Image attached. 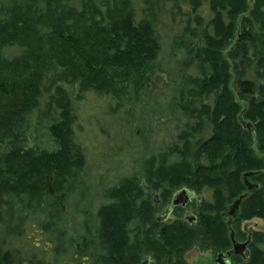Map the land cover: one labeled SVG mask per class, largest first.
I'll return each instance as SVG.
<instances>
[{"label":"trees","instance_id":"16d2710c","mask_svg":"<svg viewBox=\"0 0 264 264\" xmlns=\"http://www.w3.org/2000/svg\"><path fill=\"white\" fill-rule=\"evenodd\" d=\"M205 1L208 19L198 13ZM143 2L137 17L132 0H0V225L6 231L25 211H40L51 227L81 182L86 156L75 140L64 84L77 85L80 94L129 100L152 82L161 52L155 9L163 13L164 6ZM183 7L196 25H185L174 39L184 55L173 90L187 121L137 174L104 189L96 224L87 227L93 237L97 231L101 247L94 264H141L150 251L161 264H186L181 255L193 245L226 250V213L240 195L239 224L264 219V0H189ZM172 8L178 13V1ZM12 46L19 53L6 56ZM41 107L38 121H47L53 149L26 147L29 117ZM249 172L257 185L251 190L243 180ZM181 188L211 192L197 204L195 226L155 218L154 197L171 201ZM55 232L56 241L63 240ZM251 236L248 259L237 258L238 264H264V232ZM87 237L82 252L91 256ZM0 264H19L1 241Z\"/></svg>","mask_w":264,"mask_h":264},{"label":"rangeland","instance_id":"374dc122","mask_svg":"<svg viewBox=\"0 0 264 264\" xmlns=\"http://www.w3.org/2000/svg\"><path fill=\"white\" fill-rule=\"evenodd\" d=\"M151 1L149 0V4L154 8ZM162 1L163 13L155 9L161 52L152 82L138 98L118 100L93 91L80 94L77 85L64 84L73 102L75 140L84 149L86 165L81 182L68 196L60 218L51 220V230H49L51 227L46 225L47 217L40 211L37 213L25 211L20 221L9 222L10 226L12 225L9 231H6L4 225H0V241L4 243L5 249L15 254L16 262L19 264L31 262L94 264V256L100 253L101 247L98 239L97 241L94 239L97 231L93 237L87 231V227L96 224L94 213L104 202V189L116 184L123 177L137 174L144 159L159 153L171 144L186 123V115L174 104L173 88L179 83V63L184 55L183 50L174 47V39L180 35L185 25L194 26L196 23L193 17L182 15L185 9L183 5L189 0ZM175 1H178L180 7L178 13L176 8H172ZM252 1L249 0L250 3ZM132 2L136 16L140 17L141 8L145 3L143 0ZM206 3L207 1L198 13L200 17L208 19L211 13ZM19 51L20 49L14 46L4 50L5 55L9 57L17 55ZM238 101L242 105L245 104V100ZM44 111L41 107L29 117L26 147L40 149L55 147L47 134V121H38V116L44 114ZM199 198L210 200L211 192L203 188L194 195V199L186 208L173 211L172 218L162 223L185 221L184 217L192 215L195 208H198ZM169 203L170 200L164 202L163 199H158L155 218L164 212ZM237 217L238 214L234 216ZM55 231L64 235L63 240L56 241ZM255 231L264 232V219L258 217L245 219L239 226H235L233 222L227 236L229 237L231 233L242 241L248 236L251 238V233ZM241 233H244V238L240 237ZM85 235L92 241L85 243V247L91 248V256H86L82 252V240ZM74 248L78 251L74 252ZM218 251L213 247L202 248L201 244H197L182 251L181 258L186 264H213ZM143 260L142 255L140 262Z\"/></svg>","mask_w":264,"mask_h":264},{"label":"flooded vegetation","instance_id":"af4514ba","mask_svg":"<svg viewBox=\"0 0 264 264\" xmlns=\"http://www.w3.org/2000/svg\"><path fill=\"white\" fill-rule=\"evenodd\" d=\"M188 191L191 193V199L188 202V203H190L191 200L194 199L195 193L193 191H191V190H188ZM200 201H201V198L198 199V202H200ZM155 203H158V201L155 202ZM188 203H186L184 206L178 207L179 208L178 210L186 208V206L188 205ZM195 209L196 210L193 211L192 215H190V216L187 215V216L184 217V219L187 220L188 223L192 224L193 226H195L196 221H198V219H199L198 218L199 217V214H201L200 211L198 212V208H195ZM168 210H169V205L164 210V212L161 215H158L157 217H161V216L167 214L168 213ZM173 210L174 209H172L167 214V217L164 220H161L160 222L162 223V222H164L167 219H171L172 216H173L172 215L173 214ZM235 213H236V211H235ZM235 213H234L233 216H228L227 213H226V215H227L226 217L227 218H226L225 221L227 222L228 226L230 224H232V222H235V223L237 222L236 224L239 225V222H238V218L239 217L234 218V216L236 215ZM187 218H191V219L188 220ZM229 239H230V242H231L230 248H228L226 250H223V251L216 252L215 259L213 261V264H238L240 262L237 263V258L243 259V261H246L248 259V256H249V253H250L249 252L250 250H249L248 244L251 242V238L248 236L246 239H244V240L241 241V240L237 239L233 234L230 233ZM234 241H235V243H237L239 245H244V247H242V249H243L242 252L237 253V254L234 253V250H233V242ZM150 253H152V252L150 251V252H148V255H144L143 256V259L144 260L142 261L141 264H161L160 262H157L154 259V257L152 256L153 253L152 254H150ZM187 264H190V263H187Z\"/></svg>","mask_w":264,"mask_h":264},{"label":"water","instance_id":"95a60500","mask_svg":"<svg viewBox=\"0 0 264 264\" xmlns=\"http://www.w3.org/2000/svg\"><path fill=\"white\" fill-rule=\"evenodd\" d=\"M243 126L244 127H247L249 131L252 130V126L251 124L249 123H246L245 121L242 122ZM252 175L251 172L249 173H245L243 175V180L246 184V188L248 190H251L253 187H257V185H254L252 183H250L248 181V176ZM245 195H240L236 200H234L232 202V204H230L229 208H228V211H227V215L228 216H233L235 211L238 209L239 207V204L241 202V199L244 197ZM191 199V193L188 191V189L186 188H181L177 191H175V193L172 195V198H171V201H170V204H169V210H168V213L174 209L175 207H181V206H184L186 203H188ZM154 201L157 202L158 201V198L157 196L154 197ZM167 213V214H168ZM167 214L161 216V217H158V220L161 221V220H164L166 217H167ZM188 220H190L191 218H187ZM242 247H244V245H239L237 243H235V241L233 242V250H234V253H240L242 252Z\"/></svg>","mask_w":264,"mask_h":264}]
</instances>
